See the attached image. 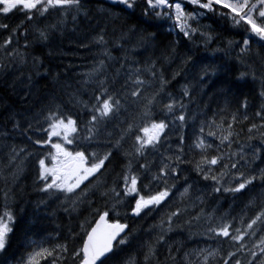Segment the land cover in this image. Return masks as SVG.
<instances>
[{
	"label": "snow or ice",
	"instance_id": "6c2138e0",
	"mask_svg": "<svg viewBox=\"0 0 264 264\" xmlns=\"http://www.w3.org/2000/svg\"><path fill=\"white\" fill-rule=\"evenodd\" d=\"M109 3L111 8L119 10L101 9L110 18L136 17L139 13L147 27L131 25L127 30L121 29L111 45L105 27L92 36L89 43L97 45V58L80 82L85 89L92 86L88 89L91 94L87 100L79 90L69 94L67 103L77 109L75 113L54 98L48 106L34 113L32 119L24 113H10L12 129L22 130L32 147L11 145L7 164L0 166V179L7 185L8 177L15 182L23 171L24 161L33 157L37 166L35 182L41 192L49 196L62 194L72 211L85 201L91 204L92 198L97 196L103 207L93 209L94 221L81 222L86 238H81L80 247L70 249L68 240L49 246L43 241H33L35 247L27 253L26 260L22 258L18 264H41L42 261L46 264H110L124 251L120 246H130L133 239V230L120 216V208L125 204L126 216L130 212L133 219H144L156 212L158 219L155 225H150L156 229L154 238L141 246L142 259L130 254L121 264H162L157 246L165 241L168 233L184 225L188 226L189 238L197 235L204 238V246L197 242L181 254L179 247L173 250L168 245L164 264H264V206L247 220L244 211L232 215L231 205L219 215L215 207L211 211L199 207L194 215L189 213V209L205 203L202 192L190 197L189 190L198 181L208 182L205 188L211 192L232 193L234 199L236 194L250 190L249 186L255 182L264 187V72L258 77L246 59L252 51L251 37L264 41V0H109ZM19 12L23 13V19L11 27L0 20V30H4L0 39V74L11 66L22 69L31 65L27 74L30 83L33 75L47 74L43 61L35 54L36 45L46 46L54 32L62 34L69 20L76 25L81 16L90 18L89 10L87 0H0V13L5 17ZM53 14H56L55 23L35 27L36 35L30 41L24 22L47 20ZM215 17L242 30L239 33L242 39L235 42L236 59L248 70L240 72L238 79L250 76L260 81L262 103L254 112V118L247 112V97L240 103L243 112L237 109L227 116L213 113L211 117L199 118L197 111L189 112V104L195 99L190 91L191 82L181 85L179 95L167 90L171 79L180 72L173 71L171 78H166L164 64L175 58L181 39L188 45L181 57L182 65L192 61L193 47L202 45L208 49L217 37L211 24L202 20ZM164 24L168 25L169 33H176L180 39L160 45L159 56L144 58L158 43L156 32L150 29ZM233 45V40H227L223 49L212 51H224L227 56ZM80 46L87 47V44ZM112 48L121 55L114 56ZM192 67L197 70L195 80L201 89L219 70L213 63H193ZM227 94L225 89L222 95ZM129 107L133 108L131 113ZM157 110L164 115L156 116ZM220 111L223 113L225 109ZM122 113L128 119L123 126L115 125L119 131L113 135L108 125L121 120ZM245 121L250 122L244 127H235ZM189 122L198 128L190 142L185 145V136L176 133L175 144L170 143L174 130L184 129ZM8 136V132L0 130V137ZM257 140L258 144L252 143ZM258 160L260 165L245 171L253 169ZM13 165L6 175L4 168ZM190 173H195L191 182ZM179 180H184V184L178 188ZM0 195L3 197L0 253H6L16 222L9 201L15 197L10 189ZM185 199L189 202L184 203ZM177 201L180 206L173 208ZM252 204L254 199L245 207ZM182 215L186 218L181 223Z\"/></svg>",
	"mask_w": 264,
	"mask_h": 264
},
{
	"label": "trees",
	"instance_id": "16d2710c",
	"mask_svg": "<svg viewBox=\"0 0 264 264\" xmlns=\"http://www.w3.org/2000/svg\"><path fill=\"white\" fill-rule=\"evenodd\" d=\"M87 7L89 10V17L81 16L76 25H73L69 20L63 33L54 32L47 45H36L34 51L39 55L43 61L44 67L47 69V74L33 75L29 83L27 81V74L31 70V65H27L22 69H17L15 66L9 67L4 73L0 74V130L9 133L7 138L0 137V166L7 164V152L11 145H23L31 148L32 145L26 139V134L22 130H13L12 121L9 119V114L12 112L24 113L28 119H32L33 114L39 112L42 108L48 106L54 98L56 102L65 103L73 113L77 109L68 104L69 94L79 90V94L83 99L87 100L90 96V89L92 86L88 85L87 89L81 85L83 74L92 67L93 61L97 58L95 49L97 45L89 43L92 36L100 30L106 28V38L111 45L112 40L118 36L121 29L127 30L131 25H138L147 27L137 13L136 17L120 16L119 18H110L108 13L101 9H111L113 12H118V9L111 8L109 1L105 0H87ZM186 7H192L186 4ZM210 15V14H209ZM23 19V13L16 14L9 13L7 17L5 14L0 13V20L13 26ZM56 14L48 17L47 20L43 18L34 21H25L24 27L28 29L27 38L31 41L36 35L35 27H45L46 25L55 23ZM203 23L211 24L217 40H214L205 49L202 45L192 48L193 59L187 65L181 64V57L184 52L188 50V45L181 39V42L176 46V56L170 62L165 63V76L171 78L173 71L179 70L180 75L167 85V90L171 91L174 95H179L181 85L185 83L190 84V91L195 97L194 102L189 104V112L197 111L200 115L199 118L204 116L211 117L213 113L223 114L227 116L228 112L236 111L239 109L243 112L244 109L240 108V103L245 97L248 100L247 112L253 116L254 112L259 108L262 103L260 96V81L259 79L253 80L250 76L244 79H238L239 73L247 71V66L241 64L236 56L238 48L235 42H239L242 37L239 34L242 30L234 28L230 23L215 17L213 20L204 18ZM75 27V31L73 28ZM167 24L159 28H151L158 37V43L152 51L146 54L153 58L160 55V45L167 44L170 40L180 39L176 33H169L167 31ZM115 29V31H114ZM4 30H0V39L3 38ZM227 40H233V49L229 55H225L224 51H212V49H223ZM81 43L87 44V47H81ZM21 44H23V37H21ZM251 53L247 54L246 59L249 64L255 68L257 76L264 72V41H260L258 37L252 36L250 39ZM114 56L119 57L121 53L116 48L111 49ZM161 61H157L159 64ZM193 63L209 64L213 63L218 67L217 73L212 77L211 81L201 89L199 84L196 83V69H193ZM118 66V65H117ZM23 72L24 75H20ZM227 89L229 94L222 95L224 90ZM25 94H27L28 102L25 103ZM221 109H225L221 113ZM133 111L129 107V113ZM164 113L157 110L156 116H163ZM128 116L122 113V119L114 121L108 125V131L113 135L117 134L119 129L115 126L126 122ZM187 120V117H186ZM199 119L197 120V124ZM250 121H245L241 125L235 127H244ZM22 126L24 121H21ZM193 122H189L188 126L184 129H175L171 140L173 145L177 140L176 133H182L185 136V145L190 142V137L198 128L192 126ZM30 134V133H29ZM243 136V134H242ZM219 143V141H216ZM252 143L258 144L259 141ZM72 147V146H69ZM236 145H233L235 148ZM263 153V152H262ZM24 153H21L23 156ZM259 161L253 165V169H246L245 171L254 170ZM14 167H5L4 173L12 171ZM36 163L33 157H28L23 163V171L12 181V177H8V183L5 184L3 179H0V193L10 189L14 194L15 199L9 201L15 215L16 222L14 230L10 234L9 247L6 253H0V264H17L22 258L27 256V253L32 250L33 241H43L45 246L62 243L68 240L69 248L80 247L81 238H86L84 231L80 228V224L84 220L89 222L94 221L96 214L93 209L103 207L102 201L99 197H93L92 203L87 201L80 204L76 211L69 208L68 202L63 200L62 194L56 196H49L48 194L39 190L38 184L35 182ZM186 167H190L186 166ZM195 178V173H190L189 182ZM208 182L198 181L190 189V197L194 198L196 195L203 193L205 203L199 205L197 208L189 209V213L194 215L199 211V207H204L205 211H211L213 207L216 208V214L219 215L222 211L228 210L231 205L230 212L232 215H237L244 211L247 213L245 220L251 218L259 209L264 206V190L259 182H255L252 189L244 190L243 194L232 193H214L210 189L205 188ZM184 184V180L177 182L179 188ZM251 188V186H249ZM256 189V190H255ZM199 190V191H197ZM254 190V191H253ZM175 192V189H173ZM254 199V204L248 205L249 200ZM189 200L185 199L184 203ZM180 206L179 202H174L172 207ZM68 208V211L65 209ZM54 209V210H53ZM3 210V197L0 195V211ZM125 204L120 208V216L127 220L129 227L133 230V239L130 246L121 245L124 249L123 252L113 260L110 264H121L130 254L140 257L142 245L154 238L156 231L155 227L150 228V225H155L158 219V214L153 212L150 216L144 219H133ZM49 218V219H48ZM186 217L182 215L179 219L181 223ZM195 227V225H194ZM75 234L72 236V234ZM72 237L69 239V237ZM203 237L192 236L189 238L188 226L177 227L172 232L168 233L165 241L159 244L158 257L164 264L165 257L167 256V246L171 245L173 250L177 247L180 248L182 254L186 248L193 247L200 242V246H204ZM247 239V238H246ZM208 243L215 244L214 241ZM138 252V253H137ZM142 259V257H140ZM179 260V255L177 256ZM41 264H46L42 261ZM67 264V262H64Z\"/></svg>",
	"mask_w": 264,
	"mask_h": 264
},
{
	"label": "rangeland",
	"instance_id": "374dc122",
	"mask_svg": "<svg viewBox=\"0 0 264 264\" xmlns=\"http://www.w3.org/2000/svg\"><path fill=\"white\" fill-rule=\"evenodd\" d=\"M105 1H109V0H105ZM262 155H264V152L262 153ZM259 161V160H258ZM261 164V161H259V164L258 165H260ZM252 188H254V187H252L251 186V188L250 189H252ZM256 190V189H255ZM262 190H264V187H262ZM254 191V190H253ZM37 243H39V242H37ZM32 244H34V243H31V245ZM35 247V244H34V246L32 247V249ZM24 260H26V257L24 258ZM42 263V262H41ZM18 264V263H17Z\"/></svg>",
	"mask_w": 264,
	"mask_h": 264
},
{
	"label": "bare ground",
	"instance_id": "6f19581e",
	"mask_svg": "<svg viewBox=\"0 0 264 264\" xmlns=\"http://www.w3.org/2000/svg\"><path fill=\"white\" fill-rule=\"evenodd\" d=\"M54 210V209H53ZM49 219V218H48ZM138 253V252H137Z\"/></svg>",
	"mask_w": 264,
	"mask_h": 264
}]
</instances>
